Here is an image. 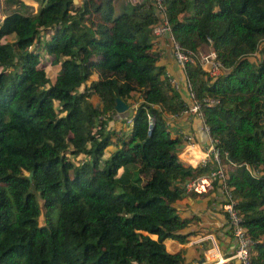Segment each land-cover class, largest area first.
I'll use <instances>...</instances> for the list:
<instances>
[{"label":"trees","instance_id":"1","mask_svg":"<svg viewBox=\"0 0 264 264\" xmlns=\"http://www.w3.org/2000/svg\"><path fill=\"white\" fill-rule=\"evenodd\" d=\"M30 1L35 12L21 0L0 10V264H197L203 249L188 259L163 242L208 233L181 206L195 194L182 184L215 166L178 157L169 121L186 108L152 0H121L117 13L113 0ZM161 2L179 46L206 45L221 65L214 78L197 61L182 71L195 100H215L199 112L251 263L264 264V0ZM40 62L58 67L53 81ZM116 98L127 105L118 133L107 127Z\"/></svg>","mask_w":264,"mask_h":264},{"label":"crops","instance_id":"2","mask_svg":"<svg viewBox=\"0 0 264 264\" xmlns=\"http://www.w3.org/2000/svg\"><path fill=\"white\" fill-rule=\"evenodd\" d=\"M162 46L164 49L166 48L164 43ZM202 49L209 50L206 45L200 46L199 51ZM164 51L165 72L176 82L177 92L179 93L182 101L186 103L188 95L183 71L174 63L167 50L165 49ZM169 126L176 129L177 134L182 137L184 142V147L179 152L178 157L183 162L190 165L198 163V160L203 154L204 148L207 144V134L202 129V123L199 117L192 113L183 112L181 115L174 116L173 121H169ZM188 137L190 140L186 141V138ZM220 201H222V192L218 189L187 196L185 203L181 204L183 205L182 207H184V211L202 216L203 219L205 218V225L209 226V231H207L208 233H201L196 237L191 238L184 244L166 239L163 242L165 250L170 254H175L184 250L188 259H191L194 254H197L200 249H203L202 252L204 258L197 260V264L201 261L202 262L200 264H211L210 261L212 262L213 260H215V262L220 260V263L231 260L228 258L232 253L228 254V251L230 245L234 243V240L231 235L229 237L226 230L224 215L220 212ZM195 247H197V251L194 253ZM213 248L215 252L211 253ZM206 250L211 253L210 258L208 254L206 255ZM226 259L228 260L225 261Z\"/></svg>","mask_w":264,"mask_h":264},{"label":"built area","instance_id":"3","mask_svg":"<svg viewBox=\"0 0 264 264\" xmlns=\"http://www.w3.org/2000/svg\"><path fill=\"white\" fill-rule=\"evenodd\" d=\"M129 4H137L142 0H124ZM155 12L157 13V22L152 27L151 32L155 36H159L164 38V44L166 49L169 52L170 57L173 59L174 63L180 68L188 63H193L197 61L198 64L204 68L207 72V76L210 78L216 77L221 71V65L215 59V55L211 50H207L206 52L200 53L201 51H197L195 53L182 48L179 44L174 40L170 33V27L166 20L164 7L162 5L161 0H152ZM169 81L172 83L173 87L177 90V84L173 80V78L169 77ZM187 87V102H184L186 113H192L199 117L202 123V129L207 134V127L203 123V119L199 112V107L201 104H214L215 100L213 99H202L201 101L195 100L192 91L190 90L189 83L186 82ZM148 126L150 127L152 124V117L147 115ZM126 124H130V120L126 121ZM190 138H186V141H189ZM212 162L215 168L204 175L195 176L186 180L183 184V190L185 193H195L200 194L203 192H209L213 189V183L215 181V185L220 187V190L223 194L224 204L222 206L226 217L227 223L231 230L232 236L235 241L234 251L228 259H234L238 262V264H252L250 259V240L245 235V230L241 226V217L236 213L233 208L234 200L231 199V195L229 193V189L227 188L224 182V166L222 164V160L220 158L218 149L214 146V141L209 138L207 134V144L204 148L203 154L200 156L198 160V164L204 166L208 163ZM226 259L225 261H227ZM223 262V261H222ZM217 264L220 263V260H217Z\"/></svg>","mask_w":264,"mask_h":264},{"label":"rangeland","instance_id":"4","mask_svg":"<svg viewBox=\"0 0 264 264\" xmlns=\"http://www.w3.org/2000/svg\"><path fill=\"white\" fill-rule=\"evenodd\" d=\"M22 1V0H21ZM114 2H113V6H114V11H115V13H117L118 12V10L120 9V6H121V0H113ZM3 2H4V0H0V10H1V8H2V5H3ZM23 2H24V4H26V5H28V6H31V9H32V11L33 12H35L36 11V8H37V6L33 3V2H31V1H29V0H23ZM2 15H1V12H0V20L2 19ZM13 39V37L10 35H8V36H6V37H4L2 40H1V42H5V41H11ZM207 50H204V49H202L201 50V52L200 53H203V52H206ZM46 62H40V64H39V69H42L44 72H45V74H46V76L50 79V81H53V79H54V76H56V74H57V72H58V67L57 66H50V65H48L47 63L45 64ZM91 67H94L92 64H91ZM136 95L135 94H133L132 95V97H131V99H129L128 101H131L134 97H135ZM93 102V101H92ZM125 114H126V112H122V113H114V114H111V118H110V120L108 121V125H107V127L108 126H115V132H119L118 131V128H119V117H124L125 116ZM181 204H182V202H181ZM181 206H183V205H181ZM152 238H154V236H152ZM206 247H207V244H206ZM208 249V248H207ZM209 249H211V248H209ZM215 251H214V248H213V251L211 252V253H214ZM206 255L208 254V256H209V258H210V256H211V253H209L207 250H206ZM195 255H197V254H195ZM202 258H204V255H203V252H202ZM202 262V261H201ZM201 262H199V264L201 263ZM210 263L211 264H216V262H215V260H213L212 262L210 261Z\"/></svg>","mask_w":264,"mask_h":264},{"label":"water","instance_id":"5","mask_svg":"<svg viewBox=\"0 0 264 264\" xmlns=\"http://www.w3.org/2000/svg\"><path fill=\"white\" fill-rule=\"evenodd\" d=\"M71 2L73 4H76L77 0H71ZM126 109H127V105L123 101H121L119 98H116L115 104H114V111L116 113H122V112L126 111ZM29 176H30V174H29Z\"/></svg>","mask_w":264,"mask_h":264},{"label":"clouds","instance_id":"6","mask_svg":"<svg viewBox=\"0 0 264 264\" xmlns=\"http://www.w3.org/2000/svg\"><path fill=\"white\" fill-rule=\"evenodd\" d=\"M35 4V3H34ZM36 5V4H35Z\"/></svg>","mask_w":264,"mask_h":264}]
</instances>
